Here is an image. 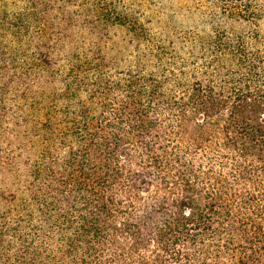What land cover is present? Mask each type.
<instances>
[{
	"label": "trees",
	"instance_id": "16d2710c",
	"mask_svg": "<svg viewBox=\"0 0 264 264\" xmlns=\"http://www.w3.org/2000/svg\"><path fill=\"white\" fill-rule=\"evenodd\" d=\"M88 1L23 0L11 25L35 55L40 155L0 264H264V58L213 47L192 81L112 80L65 45Z\"/></svg>",
	"mask_w": 264,
	"mask_h": 264
},
{
	"label": "rangeland",
	"instance_id": "374dc122",
	"mask_svg": "<svg viewBox=\"0 0 264 264\" xmlns=\"http://www.w3.org/2000/svg\"><path fill=\"white\" fill-rule=\"evenodd\" d=\"M97 3L102 9H95ZM88 8L87 20L80 11L75 15L77 9L67 11L77 24L65 45L73 63H102L112 80H176L185 73L192 81L212 61L213 47L243 46L264 58V0H91ZM23 9V0H0V224L26 218L19 200L28 202V185H37V70L26 68L35 55L11 28ZM28 33L37 37V30ZM86 85L71 107L87 103Z\"/></svg>",
	"mask_w": 264,
	"mask_h": 264
}]
</instances>
